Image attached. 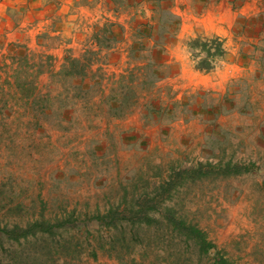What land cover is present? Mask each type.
I'll list each match as a JSON object with an SVG mask.
<instances>
[{
    "label": "rangeland",
    "instance_id": "374dc122",
    "mask_svg": "<svg viewBox=\"0 0 264 264\" xmlns=\"http://www.w3.org/2000/svg\"><path fill=\"white\" fill-rule=\"evenodd\" d=\"M164 1L168 28L154 37L140 31L158 26L148 0H101V10L91 4L88 21L78 27L86 29L84 50L98 51L93 68L100 70L90 82L101 85L89 96L57 75L62 54L79 57L84 50L65 53L54 39L39 40L45 47L0 39V229L26 228L41 216L78 222L52 236L36 232L16 241L1 235L0 264H121L100 249L92 257L89 242L96 244L94 236L107 238L92 215L128 209L125 198L143 197L156 199L151 213L172 206L207 234L216 249L207 259L196 253L200 264H215L217 251L233 264H264V94L257 92L259 86L236 82L233 101L228 95L221 101L232 111L220 107L215 112L220 97L195 85L187 47L194 35L206 36L201 11L215 0ZM107 20L114 39L101 47L88 43L93 26L101 28ZM154 38L165 45L163 79L149 91H138L135 106L123 118H111L96 107L86 111L89 98L98 104L99 87L104 85L106 93L120 75L144 62L128 52L149 51ZM83 39L73 48L80 50ZM143 42L146 48L138 45ZM22 82H32L34 93L24 97ZM229 162L250 171L226 175L223 166ZM199 165L202 176L182 173ZM216 165L221 170L212 168ZM132 200L134 210L138 205ZM70 237L78 247L63 251L58 244ZM142 258L136 255V263L155 259Z\"/></svg>",
    "mask_w": 264,
    "mask_h": 264
},
{
    "label": "trees",
    "instance_id": "16d2710c",
    "mask_svg": "<svg viewBox=\"0 0 264 264\" xmlns=\"http://www.w3.org/2000/svg\"><path fill=\"white\" fill-rule=\"evenodd\" d=\"M148 1L153 5L151 7L152 11L158 14L156 23L158 26H145L140 31L146 37H154L156 33L162 34L168 28L166 24H163V18L165 15H169L170 12L164 0ZM171 16L173 15L171 14ZM111 25L112 22L107 20L106 24L101 28L98 27L91 36V45L101 47L105 45V40L114 39L115 35L109 29ZM162 26L165 27L163 28ZM101 34H103V37L105 36V39H102ZM109 34H111L110 37H108ZM161 41L162 38H154L152 48L149 51H138L136 55H133V51H129L127 56L140 58L144 62L135 64L129 71L120 75L110 85L106 93L104 85L99 87L101 96L98 104L93 103L89 98V100L84 102V109L92 112L96 107V111L99 109L100 112L103 111L105 115L111 118L125 117L135 106L139 95L138 91H149L154 88L158 81L163 79L162 70L168 67V62L163 58L165 45H162ZM132 45L137 44L132 43ZM138 45H143L146 48L145 42L142 44L138 43ZM187 47L191 51L195 69L201 73L212 72L216 64L225 55L224 42L220 37L196 36L189 39ZM97 52L93 48H88L79 57L65 56L61 70L57 75L71 79V87L73 89L84 92L89 96L94 91L93 89L96 84L101 85L100 82H90V80L93 81L94 78H97L100 70L99 68H93V64L95 63L93 56ZM101 78L102 75H99L98 79ZM34 89L35 86L32 82H22L21 84L24 97L34 93ZM68 89V87L67 89L66 87L64 88L65 91ZM201 167L202 165H199L196 170H187L182 173H194L202 176ZM221 167L222 165L212 166V168L217 169ZM223 170L226 175H238L249 172L250 167L229 162L223 166ZM131 200L129 201L127 198L123 200L128 209V204L131 203ZM134 201L138 205L134 210H132L134 203H131L129 210L127 208L119 210L120 207H118L117 209H109L106 213L98 211L92 215V219L96 220L101 226H104L107 237L104 240L103 236L100 238L94 236L93 242L96 244L92 245L89 242V246H92L91 255L93 258H97V250L100 249L121 264H129V262L137 264L135 260L136 255L145 256L142 259H146L152 255L155 259L152 262H148L149 264H200V258L197 261L194 258L196 257V253L207 259L210 251L216 249V245L207 238V234L186 217L177 215L174 207L165 206L163 209L151 213L152 210L156 209V199L143 197L137 200L133 198L132 202ZM73 221L65 218H56L52 221L41 216L38 219L30 221L26 228L17 226L13 230L0 229V245L3 239L1 235L16 241H19L20 238H27V236L36 232L52 236L54 233H57L60 227H65L68 223H70V229L74 228L78 222H75L77 220ZM141 235L144 238L142 241ZM73 240L74 237H70L58 245L63 251H70L72 248L78 247L75 245L76 243H73ZM85 240L88 241V239ZM115 240H118L117 243ZM56 251L59 253L58 249ZM216 253L215 264H233L223 255H220L219 251ZM186 255H189V257L186 258ZM167 256L169 257L168 259H166ZM128 257H131L129 262L125 261ZM64 264L78 263L69 262Z\"/></svg>",
    "mask_w": 264,
    "mask_h": 264
},
{
    "label": "crops",
    "instance_id": "0c3cea01",
    "mask_svg": "<svg viewBox=\"0 0 264 264\" xmlns=\"http://www.w3.org/2000/svg\"><path fill=\"white\" fill-rule=\"evenodd\" d=\"M91 4L101 10V0H0V39L28 47H45L39 40L54 39L59 43L57 50L83 52L88 38L83 39L82 31L86 29L80 32L78 27L88 21L86 12ZM201 15L204 37H220L225 48L224 57L212 72L201 73L191 67L193 77L197 78L195 85L220 97L215 112L220 107L225 112L232 111L228 103L221 105V101L226 95L233 101L237 91L232 90V85L236 82L259 86L257 92L264 94L260 91H264V0H241L239 6L229 0H215L203 8ZM93 27L98 28L96 24ZM81 39L84 46L80 50L73 48L74 42ZM62 57L63 54L59 58ZM259 101L256 99V103Z\"/></svg>",
    "mask_w": 264,
    "mask_h": 264
}]
</instances>
